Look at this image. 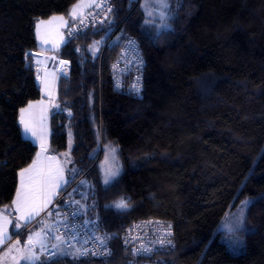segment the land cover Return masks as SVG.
I'll return each instance as SVG.
<instances>
[{
  "label": "trees",
  "instance_id": "1",
  "mask_svg": "<svg viewBox=\"0 0 264 264\" xmlns=\"http://www.w3.org/2000/svg\"><path fill=\"white\" fill-rule=\"evenodd\" d=\"M138 1L112 0L102 24L69 35L57 51L71 72L58 81L52 149L69 150L80 169L67 184H75L79 216L111 238L106 259L56 255L44 264H133L122 237L148 218L174 223L175 245L153 256L160 264H264V0H169L171 26L160 30L144 24ZM77 2L0 0V208L12 206L19 173L39 150L19 122L20 109L42 96L31 53L40 50L36 23L68 16ZM126 35L139 40L145 61L139 97L130 76L121 89L112 73ZM108 141L118 145L123 171L105 185L103 153L96 161ZM82 175L88 186L76 182ZM122 197L126 211L113 206ZM245 200L244 248L236 252L223 227Z\"/></svg>",
  "mask_w": 264,
  "mask_h": 264
},
{
  "label": "built area",
  "instance_id": "2",
  "mask_svg": "<svg viewBox=\"0 0 264 264\" xmlns=\"http://www.w3.org/2000/svg\"><path fill=\"white\" fill-rule=\"evenodd\" d=\"M109 8H111L110 12L108 11ZM113 9L114 5L112 0H100V6L96 7L93 12L85 17L83 23H81L79 19L75 20L71 28V34L75 36L92 26L102 24L106 18L109 17ZM111 39L112 38L105 42V46L108 45ZM130 41L133 43H129ZM144 65L145 61L139 40L131 35L124 36L122 38V47L112 64V73L116 87L122 89L125 79L130 76L127 86L129 87V91L137 96L132 86L136 84L139 78L141 86L139 96H142L145 76ZM74 185L75 184L64 189L54 201L50 208L53 215L49 216L47 215L48 211H45L40 218L47 224L44 235L46 249L43 250L45 256L58 251L52 248V244L60 243L52 238L58 234L62 235V238L67 241V243L61 244L64 246L73 247L75 249L84 247L92 249L93 251L104 247L99 245L98 241L95 239L97 236L103 237L102 234L93 228L91 220L80 217L74 207L71 198ZM56 212H59L60 216L55 215ZM72 213H76V215L73 216ZM65 216H67V220H65ZM169 225H171L170 236L167 235ZM174 236L175 230L172 221L161 218H148L133 222L123 235L122 242L133 251V254L141 245L152 249L149 253L141 252L140 254H135L134 264H160L153 260V256L163 249L173 247L175 245ZM161 238L165 239V241L171 240L172 243L169 245L165 242L162 246L160 243ZM126 240L127 243L125 242ZM85 241H87V243H85ZM93 257L106 259L107 255H96Z\"/></svg>",
  "mask_w": 264,
  "mask_h": 264
},
{
  "label": "crops",
  "instance_id": "3",
  "mask_svg": "<svg viewBox=\"0 0 264 264\" xmlns=\"http://www.w3.org/2000/svg\"><path fill=\"white\" fill-rule=\"evenodd\" d=\"M99 1L100 0H89V3L92 4V7L85 8V11L82 12V14L84 16L87 15L90 11L97 7L95 5H97V3L99 4ZM54 16H63L66 23L60 21L59 19L52 20L51 18ZM72 20L73 19H71L69 16L62 14L53 15L50 18H47L45 20L46 23L40 25L39 37L37 36L40 50L31 51L32 55L34 56L36 76L39 77L37 80L41 88L42 96L38 100L31 101L33 103V107L30 109L29 113H25L24 115L25 120L28 121L30 126L35 130L36 136L32 137L30 134L25 135V133L24 135L26 138L31 139L38 145L39 156L36 155L35 159L33 160L36 161V163L35 167L31 170V173L25 174L24 192L27 194V196L23 203L19 204L20 210L17 211L18 206L13 204L10 208H0V212L4 213L7 219H13L16 222L15 218L18 216L26 215L32 208L39 209L43 206V210L39 212V215H34L31 223H29L23 230L24 232L29 227V225L34 223L39 224L30 230L31 232L28 233V236L33 232L40 233L38 228H40L42 223V219H40L42 214L47 210L46 208H48V204H50L52 201H55L60 193L67 187L66 185L65 188L64 186H61L56 190L57 195L51 197L50 202L45 203V201L48 199L51 185L53 184L57 172H59V156H62V153H56L52 149V114L55 107L57 106L58 81L60 77L69 76L71 72V61L69 59L60 57L57 51L69 39V33L66 31V27L69 26L70 30V22ZM56 23L61 29L58 26L55 27ZM38 101L40 103H36ZM27 105L25 107H27ZM42 145L46 151L42 150ZM32 164L33 162L30 165ZM20 187L21 177H19L18 188ZM16 198L17 196H15L14 200ZM9 231L10 233L13 231L11 227ZM15 234L16 233H13V235Z\"/></svg>",
  "mask_w": 264,
  "mask_h": 264
},
{
  "label": "snow or ice",
  "instance_id": "4",
  "mask_svg": "<svg viewBox=\"0 0 264 264\" xmlns=\"http://www.w3.org/2000/svg\"><path fill=\"white\" fill-rule=\"evenodd\" d=\"M97 7H99L100 5H96ZM92 7L91 3H84V0H78V2L76 4L73 5V7L69 10L68 16L73 19L76 20L79 17V20L81 23H83L84 21V15L82 13H78V9L81 8H89ZM143 7L145 8L146 11V19L144 20V24L145 25H149L152 26L154 28H157V30L159 29H165V28H169L170 24L166 23V21L168 20V11L167 9L170 7V2L169 0H150L149 3H146L145 5H143ZM108 11H111V8L108 9ZM52 20H57L59 19L60 21L66 23V21L64 20V17H52ZM45 21H38L36 24V31H37V36L39 37V32H40V25L41 24H45ZM69 35H71V29L69 30ZM96 44H99L100 42L97 41L95 42ZM129 43H133V42H129ZM30 56L29 53H25V58L28 59ZM63 63V62H62ZM142 64V61H141ZM39 79V77H37ZM119 86V85H118ZM133 90L135 92V94L137 96H139L140 91H141V86L139 83V78L137 79L136 84H134L133 86ZM36 103H40L39 101ZM33 107V103L29 102V104L27 105V107L25 108H21L20 109V124L23 126V131L25 133V135H31L32 137L36 136V132L35 130L30 126V124L28 123V121L25 120L24 115L25 113H29L30 109H32ZM56 107H59L58 105ZM42 150H45L43 148V145L41 146ZM113 151H115L113 149ZM37 156H39V153H37ZM35 163L36 161H33L32 165H29L28 168H24L21 169L19 175L21 177V187L17 189V193L16 196L17 198L15 200H13V205H17V211H19V204L23 203V201L26 199L27 194L23 191L24 188V177L25 174H30L31 170L35 167ZM74 171V170H73ZM120 174V170L118 168L116 169H108L105 172V177H104V184L108 185L110 184L112 181H114ZM31 178V177H30ZM58 180H63V177L60 176L58 178ZM64 183H67V180H64ZM61 187L60 183L54 182L51 185V190L48 196V199L45 201V203L50 202L51 197L57 195V189H59ZM75 203L79 204V201H76ZM243 203V208L240 211L239 217L237 218V225L242 227L244 224V209H246L249 204L251 203V201L249 200H245L242 202ZM117 210L120 211H126L129 207H130V203L127 199L125 198H121L119 201L115 202L113 205ZM43 210V206L41 208H32L26 215H21L18 216L16 218V223L14 224V228L19 230L21 227H27V225L29 223H31V220L33 218L34 215H39V212ZM47 215L51 216L53 215L52 211L49 210L47 212ZM55 215L60 216L59 212H56ZM72 215H76V213H72ZM65 220H67V216H65ZM8 224H12V221L10 219H7L4 215V213L0 212V248H2L5 244H8L11 240H12V236L11 234H9L8 230H7V225ZM169 227V231L167 232V235L170 236L171 235V225L168 226ZM58 232V229H57ZM18 234V233H17ZM36 236H41V241H42V235L40 233H31L28 238L27 241L25 242V245L23 247H18L20 245V241L16 240L14 242V244H10L8 247V252H12V251H16L18 253H20L21 255L19 256V260H22L24 262V264H44V261L41 259L40 255L36 254V251L34 249V245H33V240L34 237ZM53 239L59 241L60 243H56V244H52V248L53 249H57V252H52L50 254H48L45 259L47 260H52L55 258L56 255L59 254H63V255H73L74 258H79L82 256H96V255H109L110 253L107 250L106 244H107V240L110 239L111 237H101V236H97L95 237V239L98 241L99 245L104 246L103 248L93 251L92 249H88V248H76L73 252L68 253L65 252L63 249H61L60 245L67 243L66 240H64L62 238V235H56L55 237H52ZM127 243V240L125 241ZM165 242L167 244H171V240H167L165 241V239L161 238L160 243L163 246L165 244ZM85 243H87V241H85ZM240 242L236 241L235 244L238 245ZM40 247L42 250L46 249V245L41 242ZM235 251H240L241 249L239 247H235L234 249ZM152 249L149 247H145L143 245H141V247L137 250L134 251V255L135 254H140L141 252L143 253H149L151 252ZM14 260L17 259V257H13Z\"/></svg>",
  "mask_w": 264,
  "mask_h": 264
},
{
  "label": "rangeland",
  "instance_id": "5",
  "mask_svg": "<svg viewBox=\"0 0 264 264\" xmlns=\"http://www.w3.org/2000/svg\"><path fill=\"white\" fill-rule=\"evenodd\" d=\"M85 2L87 4V3H89V0H84V3ZM149 2H150V0H142V6L145 5L146 3H149ZM97 5H100V1H99V4L97 3ZM144 10H145V8H144ZM84 11H85V8L78 9V13H82ZM167 11H168V20L166 21V23L170 24V26H171V23L169 20V18H170L169 8L167 9ZM62 15H64V14H62ZM45 20H46V18L45 19H39L38 21H45ZM56 26H58L60 28V26L57 23H56L55 27ZM66 31H67V33H69V26L66 27ZM95 42H97V41H94V43L91 45V49L94 52L100 51L102 42L99 41L100 42L99 44H96ZM70 145H73L72 136L70 139ZM113 149L115 151H113ZM101 153H103V156H102V159L100 161V166H101V170L103 173V182H104L105 172L108 169L118 168L120 170V173H121L123 171V164H122L121 158L119 156V147L117 144L110 142V141L106 142L104 144V146H102V150H101L100 155L98 156L96 162H98V160H100ZM61 155L62 156H59V164H60L59 172H57V175H56L53 183L58 181L60 183V185L64 186V188H65V185L67 186L68 182H71L74 178H76L80 174V169L76 164H74L72 154L69 150L62 153ZM60 176L63 177V180H58V178ZM83 176L84 175L80 176L76 180V182L81 181L79 185L86 184V186H88L87 181H86V179H83ZM64 180H67L66 184L64 183ZM23 191H24V188H23ZM37 193H38V189H37ZM53 203H54V201H52L50 204H48V206H47L48 208H46L47 209L46 211L50 210ZM239 214H240V211H235L234 213H232L231 214L232 218L229 219L228 221H226L225 226L223 227L224 229L222 228L224 231L228 230L227 232L224 233V235H222V237L229 243L230 247L233 250L235 249V247H239L241 249L240 251H236V252H241L243 250L244 242H245L244 237H243L244 236L243 226L240 227L237 225V218L239 217ZM11 221H12V224H8L6 227H7V230L9 233H10V231H9L10 227L12 228L13 231H11L10 234L13 237H12V240L8 244H5L2 248H0V264H24V262L22 260H19V256L21 255L20 253L16 252L15 250L12 252L7 251L9 245L14 244V242L16 240L20 241V245L18 247H23L25 245V242L27 241V240H25L19 236L23 232L25 227H21L19 230H17L14 228V224L16 223L15 220L12 219ZM46 228H47V224L45 221L42 220L40 228H38L39 232L42 235V241H41V236H38V237H35L33 242H32L34 245V249L36 251V254L40 255L42 260L45 258V254H44V251L41 249L40 244H41V242L44 243V241H45L44 235H45ZM13 233H18V234L17 235L15 234V236H14ZM236 241H239L240 243L238 245H236L235 244ZM60 247H61V249H63L65 252H68V253H71L75 250V248H73V247H68V246H64V245H61ZM59 255L66 256L63 254H59ZM69 255L74 257L71 254H69ZM14 256L17 257L16 260L13 259Z\"/></svg>",
  "mask_w": 264,
  "mask_h": 264
},
{
  "label": "water",
  "instance_id": "6",
  "mask_svg": "<svg viewBox=\"0 0 264 264\" xmlns=\"http://www.w3.org/2000/svg\"><path fill=\"white\" fill-rule=\"evenodd\" d=\"M140 3V0L138 1ZM37 54H39L38 52H36Z\"/></svg>",
  "mask_w": 264,
  "mask_h": 264
},
{
  "label": "bare ground",
  "instance_id": "7",
  "mask_svg": "<svg viewBox=\"0 0 264 264\" xmlns=\"http://www.w3.org/2000/svg\"><path fill=\"white\" fill-rule=\"evenodd\" d=\"M44 226V225H43ZM132 251V250H131ZM134 264V263H133Z\"/></svg>",
  "mask_w": 264,
  "mask_h": 264
}]
</instances>
